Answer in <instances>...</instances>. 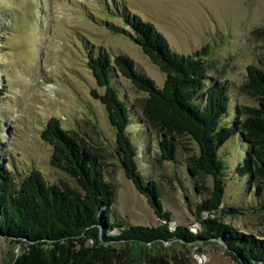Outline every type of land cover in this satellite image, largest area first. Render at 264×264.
<instances>
[{"label":"rangeland","instance_id":"1","mask_svg":"<svg viewBox=\"0 0 264 264\" xmlns=\"http://www.w3.org/2000/svg\"><path fill=\"white\" fill-rule=\"evenodd\" d=\"M117 6L149 21L173 51L199 55L209 81L228 85L232 103L223 125L243 117L242 107L258 105L244 85L247 66L264 65V0H0L1 167L19 181L37 169L51 184L77 188L74 178L51 164L53 147L42 138L48 120L56 117L101 155L103 175L114 185V222L150 227L167 223L171 230L184 226L196 234L203 230L201 219H211L264 242V198L256 195L259 182L247 169L248 146L235 138L222 145L223 202L219 210L198 215L197 204L211 197L214 182L209 175L189 172V158L199 154L197 143L178 137L175 161L161 156L159 135L141 122L146 94L115 71L120 96L133 114L129 130L137 141L139 169L158 182L170 222L156 214L126 176L107 110L92 94L104 90L87 65L89 53L127 55L159 87L166 74L135 42L134 30L118 15ZM100 230L102 234L104 228ZM118 234L117 227L106 233ZM103 244L101 250L96 242H87L97 251L95 264H239L227 254L221 237L197 243ZM23 250V244L0 234V264H13Z\"/></svg>","mask_w":264,"mask_h":264},{"label":"trees","instance_id":"2","mask_svg":"<svg viewBox=\"0 0 264 264\" xmlns=\"http://www.w3.org/2000/svg\"><path fill=\"white\" fill-rule=\"evenodd\" d=\"M117 9L118 15L134 30L135 42L166 74L163 86L159 87L127 55L89 53L87 65L97 85L104 90L102 93L94 90L92 94L107 110L116 134L115 152L126 176L148 198L156 214L170 222V212L163 211L158 182L145 178L139 169L137 141L129 130L133 114L127 100L120 96L115 71L146 94L141 122L159 135L161 156L175 161L178 137L188 136L197 143L199 154L189 158V172L209 175L214 182L211 197L197 204L198 215L221 207L225 162L220 149L232 138L248 146L247 169L259 182L256 195L264 198V65L249 64L244 85L258 105L242 107L243 117L223 125L222 119L232 103L228 85L207 79L199 55L185 56L173 51L149 21L127 9L118 6ZM42 138L53 147L51 164L74 178L78 187L51 184L37 169L19 181L0 163V234L24 245L23 253L13 264H95L97 251L87 245L89 241L96 242L103 250V243L110 242L177 244L182 240L197 243L219 237L226 240L227 254L239 264H264L263 241L238 235L231 226L218 220L201 219L203 230L196 234L184 226L171 230L167 223L150 227L114 222V185L103 175L102 157L94 151V146L81 135L64 129L56 117L48 120ZM231 211L237 212L238 208ZM100 227L104 228L102 234ZM116 227L117 236L106 235Z\"/></svg>","mask_w":264,"mask_h":264},{"label":"water","instance_id":"3","mask_svg":"<svg viewBox=\"0 0 264 264\" xmlns=\"http://www.w3.org/2000/svg\"><path fill=\"white\" fill-rule=\"evenodd\" d=\"M227 250V249H226Z\"/></svg>","mask_w":264,"mask_h":264}]
</instances>
